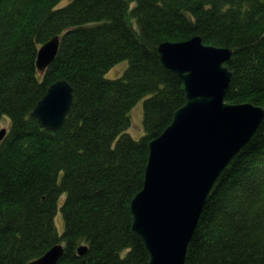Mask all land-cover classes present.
Masks as SVG:
<instances>
[{
    "label": "trees",
    "instance_id": "trees-1",
    "mask_svg": "<svg viewBox=\"0 0 264 264\" xmlns=\"http://www.w3.org/2000/svg\"><path fill=\"white\" fill-rule=\"evenodd\" d=\"M60 1L0 0V122L11 119L0 141V264H27L56 244L65 246L57 264H148L131 199L144 186L150 141L186 103L159 46L200 35L233 49L226 100L264 107V0ZM57 35L59 52L41 72L39 48ZM123 60L121 77L105 76ZM58 80L72 84L74 104L49 130L32 112ZM142 98L145 134L135 139L131 110ZM229 164L186 264H264V119Z\"/></svg>",
    "mask_w": 264,
    "mask_h": 264
},
{
    "label": "water",
    "instance_id": "water-1",
    "mask_svg": "<svg viewBox=\"0 0 264 264\" xmlns=\"http://www.w3.org/2000/svg\"><path fill=\"white\" fill-rule=\"evenodd\" d=\"M202 39L197 35L159 46L161 63L184 83L186 103L161 135L150 141L144 186L131 199L133 231L149 254L148 264H186L191 238L214 185L264 119L260 105L225 102L233 76L226 65L232 50ZM60 44L57 35L39 48V71L55 60ZM74 97L71 83L58 80L32 115L41 127L58 130ZM7 133V128L0 130V141ZM87 248L81 245L79 253ZM64 253V244H56L27 264H57Z\"/></svg>",
    "mask_w": 264,
    "mask_h": 264
},
{
    "label": "rangeland",
    "instance_id": "rangeland-1",
    "mask_svg": "<svg viewBox=\"0 0 264 264\" xmlns=\"http://www.w3.org/2000/svg\"><path fill=\"white\" fill-rule=\"evenodd\" d=\"M72 0H62L58 4V7H63L66 4H70ZM129 66L128 60H123L117 64H115L107 73L105 76L108 78H117L121 77L127 67ZM144 101L145 98L140 99L136 105L131 110V116L132 117V124L129 126L128 133H130L135 139H140L141 136L145 134V126H144ZM11 124V119L7 116V118L1 120L0 122V130L2 128L9 129ZM67 194H64L61 198L60 205L65 200ZM55 222L57 225L58 232L62 234L65 230V218L63 215V212L61 210V207L58 209V212L55 216Z\"/></svg>",
    "mask_w": 264,
    "mask_h": 264
},
{
    "label": "bare ground",
    "instance_id": "bare-ground-1",
    "mask_svg": "<svg viewBox=\"0 0 264 264\" xmlns=\"http://www.w3.org/2000/svg\"><path fill=\"white\" fill-rule=\"evenodd\" d=\"M225 48H229V47H225ZM229 49H231V48H229ZM231 50H232V55H233V49H231ZM232 55H231V58H232ZM231 58H230V59H231ZM229 61H230V60H228L227 62H229ZM227 62H226V63H227ZM231 81H232V80H231ZM230 84H231V83H230ZM71 85H72V84H71ZM229 89H230V87H229ZM228 91H229V90H228ZM227 94H228V93H227ZM226 96H227V95H226ZM225 100H226V99H225ZM225 102H228V101L226 100ZM229 103H231V102H229ZM252 103H253V102H252Z\"/></svg>",
    "mask_w": 264,
    "mask_h": 264
}]
</instances>
